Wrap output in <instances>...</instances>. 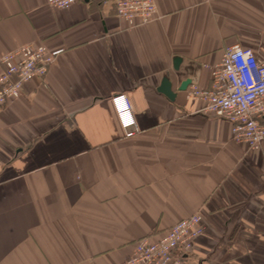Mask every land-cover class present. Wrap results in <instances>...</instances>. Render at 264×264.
<instances>
[{"label": "crops", "instance_id": "obj_1", "mask_svg": "<svg viewBox=\"0 0 264 264\" xmlns=\"http://www.w3.org/2000/svg\"><path fill=\"white\" fill-rule=\"evenodd\" d=\"M154 3V21L130 27L111 1L0 0V57L27 44L59 51L0 108V264H120L195 213L203 230L183 264H264V142L235 143L188 96L209 88L228 47L264 61V0ZM164 77L172 101L158 92Z\"/></svg>", "mask_w": 264, "mask_h": 264}, {"label": "built area", "instance_id": "obj_2", "mask_svg": "<svg viewBox=\"0 0 264 264\" xmlns=\"http://www.w3.org/2000/svg\"><path fill=\"white\" fill-rule=\"evenodd\" d=\"M80 0H46L54 9L68 8ZM111 1L118 18L128 26L147 25L156 17L154 0ZM58 50L44 45L27 44L16 47L0 57V108L18 98L24 85L41 78L53 63ZM188 96L203 102L201 112L230 124L232 140L257 150L264 142V61L250 49L232 46L225 49L219 65L211 70L210 86H191ZM111 104L125 137L135 131V122L124 95L111 98ZM197 213L181 219L160 238L137 241L131 253L120 264H183V254L202 233Z\"/></svg>", "mask_w": 264, "mask_h": 264}, {"label": "water", "instance_id": "obj_3", "mask_svg": "<svg viewBox=\"0 0 264 264\" xmlns=\"http://www.w3.org/2000/svg\"><path fill=\"white\" fill-rule=\"evenodd\" d=\"M179 63H180V58L176 57L173 59V69L175 71H178V67H179ZM191 83V81L189 79H186L184 81H182L178 88L177 91H185L187 86ZM171 82L169 81L168 78L164 77L162 79L161 85L158 89V92L164 94L169 100H173L175 97V93H173V91L171 90Z\"/></svg>", "mask_w": 264, "mask_h": 264}]
</instances>
